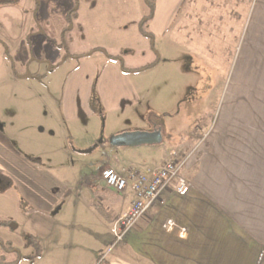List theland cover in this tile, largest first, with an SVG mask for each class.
I'll use <instances>...</instances> for the list:
<instances>
[{
    "label": "crops",
    "instance_id": "1",
    "mask_svg": "<svg viewBox=\"0 0 264 264\" xmlns=\"http://www.w3.org/2000/svg\"><path fill=\"white\" fill-rule=\"evenodd\" d=\"M102 1L121 3L118 8L124 3V10L137 16V24L145 16L143 0H86L92 12ZM219 1L224 14L220 18L223 42L219 54L220 60L226 61L224 79L220 89L207 97L212 107L199 119L198 129L182 141L181 137L176 141L170 138L172 146L168 149L143 150L147 146H161L163 141L120 147L106 139L98 142L104 111L97 114L89 104L100 70L97 90L106 112L139 106L143 92L150 89L144 82L164 80L162 60L154 69L124 73L119 64L106 56L99 64L92 55L78 61L65 75L59 92L57 127L64 136L68 135L64 124L69 125L73 134L89 131L85 148L97 145L95 149L104 146L114 152L93 175L76 176L73 168L46 165L52 153L53 136L57 134L51 121L53 95L58 93L57 81L52 87L53 75L71 59L47 72L41 62L29 60L30 67L41 63L43 71L38 75L47 73L42 82L32 72L24 74L16 69V74L0 43V96L5 97L0 107L3 109L0 172L14 183L0 193V222H17L10 226L12 229L26 223L36 230L33 235L38 237L42 248L33 260V247L15 245L23 255L20 264H264V0ZM209 2L157 0L150 29L155 35L175 34L188 18L208 13L212 6ZM34 4L29 8L35 7ZM16 6L3 5L0 11L9 16ZM80 7L76 20L84 27L87 23L82 19ZM235 12L237 21L241 20L238 43L229 42L223 34L231 30L228 14L235 16ZM137 29L139 32L138 26ZM0 40L5 42L1 37ZM5 43L14 60L9 43ZM29 43H23L22 48L27 50ZM31 98L39 100V107L29 102ZM6 112L10 115L8 121L2 120ZM155 128L161 129L164 140L163 128ZM136 131L143 132L136 129L120 133ZM120 133H113L111 138ZM13 138L16 143L29 146L25 154L15 147ZM67 143L66 139L58 149L59 155L67 159L82 161L84 155L95 151L88 154L69 151ZM174 150L187 156L181 170L188 180L186 191L178 192V183L173 181L155 206L125 234L124 240L114 244V223L127 212L134 195L130 186L124 193L107 187L102 171L113 168L126 177L128 168H158ZM158 152L161 159L156 161L153 155ZM69 173L74 180L67 179ZM97 207L103 209L104 216ZM169 222L174 224L172 229L166 227ZM56 225L59 227L55 228ZM9 229L0 224V233L7 235ZM3 255L0 250V256ZM6 257L7 262L16 260L13 254Z\"/></svg>",
    "mask_w": 264,
    "mask_h": 264
},
{
    "label": "rangeland",
    "instance_id": "2",
    "mask_svg": "<svg viewBox=\"0 0 264 264\" xmlns=\"http://www.w3.org/2000/svg\"><path fill=\"white\" fill-rule=\"evenodd\" d=\"M36 1L20 0L18 6L14 7V12L9 16L5 15L4 11H0V37L9 43L14 64L17 66L15 68L24 74L32 72L35 76L37 73H42L43 67L47 69V72L48 69H51V65L59 63L61 65L66 60L71 59L67 65L53 75L52 87L54 88V82L57 81L58 93L53 95L51 121L52 126L57 129V134L53 136L52 153L51 157L47 159L46 165L55 168H73L72 171L76 173V176L93 175L103 161L112 158L114 154L110 147L104 146L95 149L93 153L84 155L82 161L67 159L58 153V149L63 146L66 139L69 151H71L70 149L85 150L92 147L85 148L84 145L89 131H79V133L73 134L69 125L64 124L68 134L64 136L57 127L56 113L60 110L61 97L59 92L63 88L65 75L78 63L76 59L66 58L70 54H83L96 48H104L110 54H121L125 66L129 68L147 65L157 58L164 62V68L161 72L165 75L163 76L164 80H161L160 83L151 82V80L144 82V85L150 89L143 92L142 102L139 106L109 113L104 109V115L99 124L98 142L105 141V139L110 141L113 133L136 129L151 131L160 126L164 130L163 144L161 146L143 147V150L146 151L149 150L147 149L149 147L154 149L169 148L172 146L170 138L176 141L181 137L183 139L180 138L179 140L182 141L186 137L189 138L198 129L199 119L212 107L210 99L207 97L220 89L226 69L225 59L220 60L219 57L220 44L223 42L222 33H220V31L223 32V28L220 29V18L223 11L219 5V0H210L209 3L212 6L209 12L204 16L188 18L186 25L181 27L179 32L172 35L156 33L154 49L152 42L138 32V24L135 22L138 21L137 16L133 15L130 10H124L126 6L124 3L121 8H118L121 3L102 1L98 9L92 12L86 0H78V10L81 5L82 19L87 23L86 26L82 27L79 21H71L67 18L68 11L71 9L73 1L75 4V0ZM31 3L35 7L29 8ZM27 10V13H23ZM143 13L145 16L148 14L144 0ZM242 15V11H240V16ZM145 16L143 15V19ZM227 17L230 21L231 30L229 28L228 32L223 34L228 36L229 42L238 43L240 33L237 31L241 25V20L237 21L236 12L235 16L228 14ZM149 24L146 26L147 30H151ZM11 25H13L12 28ZM41 29L44 30L42 34ZM27 31L26 36L24 33ZM23 43H29L27 50L22 48L25 46ZM209 46L211 47L210 50L208 49ZM32 58L41 62L43 67L41 63L33 64L30 67L29 60ZM102 58L106 59L101 52H95L93 55V59L99 64ZM41 75H47V73ZM55 76L59 77L58 80L55 79ZM151 78L154 80L156 76ZM29 92H31L30 89ZM36 100V98H31L29 101L33 103L35 108L40 105L39 100ZM4 102L5 97L1 95L0 107ZM2 110L0 108V112ZM9 116L7 112L4 113L2 120H7ZM6 131L8 132V130ZM13 141H15V147L22 154H25L29 146L16 143L14 138ZM32 144L35 146L34 142ZM161 150L163 151V149ZM153 159L159 161L161 153L158 152L153 155ZM67 179L69 181L74 180L70 173ZM11 223L17 225V222L14 221ZM8 226L10 228L9 233L7 235L0 233V238L18 247H23V245L25 247L27 236L33 235V231H36L29 228L26 223H21L14 229L10 225ZM58 227L56 225L55 228ZM17 249L21 250L20 248Z\"/></svg>",
    "mask_w": 264,
    "mask_h": 264
},
{
    "label": "built area",
    "instance_id": "3",
    "mask_svg": "<svg viewBox=\"0 0 264 264\" xmlns=\"http://www.w3.org/2000/svg\"><path fill=\"white\" fill-rule=\"evenodd\" d=\"M186 154L179 151H171L165 163L158 168L125 169L127 176L121 175L113 168L102 171L101 177L104 184L119 192L124 193L131 187L134 195L130 207L114 223V244L122 242L125 234L131 230L137 222L143 218L149 209L161 199L173 181H177V191L183 193L188 187V180L181 175V170L186 161ZM174 224L169 222L167 229H172Z\"/></svg>",
    "mask_w": 264,
    "mask_h": 264
},
{
    "label": "trees",
    "instance_id": "4",
    "mask_svg": "<svg viewBox=\"0 0 264 264\" xmlns=\"http://www.w3.org/2000/svg\"><path fill=\"white\" fill-rule=\"evenodd\" d=\"M19 1L20 0H0V6L9 5V4L16 5V4H19ZM144 2L146 4V6L148 7L149 13H148V15H146L144 17V19H142L139 22V24H138L139 32L143 37L148 38L152 42V48L154 49L155 34L151 30H147L146 26L154 18L157 0H144ZM67 18H69L71 21H74L78 18V0H75V4L68 11ZM0 43L3 45V47L6 51V56L11 62L13 71L17 74L15 64H14V60H13L11 54L9 53V50H8L6 43L3 42L2 40H0ZM95 52H101L109 60L114 61L117 64H119V66L121 67V70L124 73L145 72V71H148V70H151V69H154L155 67H157L161 61L159 58H157L153 62H151L147 65L131 69V68H128L125 66L124 58L121 54H118V55L110 54L104 48H96V49L91 50L90 52L83 53V54H75V55L70 54V55H67L66 58L69 57V58L76 59L77 61H80L82 59H87V58L91 57L92 55H94ZM59 65H60V63L56 64V65H51L50 68L53 70L56 67H58ZM100 73H101V71L98 70L96 78H95L93 86H92L91 96L89 99V104H90L92 111L97 113V114H100L104 111L102 101H101L99 92L97 90V83H98ZM45 77H46V75H39V76H37V79L42 81ZM185 149L188 151V148H185ZM31 160L35 161V159L33 157H31ZM13 186H14L13 180L9 176H7L6 174H3L0 172V193L6 192L7 190L12 188ZM21 206H24L23 201L21 202ZM97 210L99 211V213H101L104 216V212H103V209L101 207H97ZM10 223L11 222H2L0 224L8 226V225H10ZM25 247L26 248H29V247L34 248L35 254L32 256L33 260L36 259L41 254L42 248H41L39 239H38V237H36L34 235H28L27 236L26 241H25ZM0 250L4 254L3 256H0V264H20V261L23 258V255H22L21 250L17 249L13 243H11L9 241H4L3 239L0 238ZM8 254L15 255L16 260L7 262L6 255H8Z\"/></svg>",
    "mask_w": 264,
    "mask_h": 264
},
{
    "label": "water",
    "instance_id": "5",
    "mask_svg": "<svg viewBox=\"0 0 264 264\" xmlns=\"http://www.w3.org/2000/svg\"><path fill=\"white\" fill-rule=\"evenodd\" d=\"M162 141H163V134L161 132V129H155L152 132H148V131L123 132L113 136L110 139V143H112L117 147L133 146L137 144L154 145V144H159ZM96 147L97 145L87 150H78V152H80L81 154H88L92 152ZM10 226L14 227L15 224L11 223Z\"/></svg>",
    "mask_w": 264,
    "mask_h": 264
},
{
    "label": "flooded vegetation",
    "instance_id": "6",
    "mask_svg": "<svg viewBox=\"0 0 264 264\" xmlns=\"http://www.w3.org/2000/svg\"><path fill=\"white\" fill-rule=\"evenodd\" d=\"M155 129H158V128H155Z\"/></svg>",
    "mask_w": 264,
    "mask_h": 264
}]
</instances>
